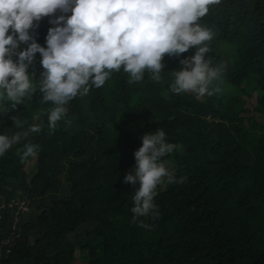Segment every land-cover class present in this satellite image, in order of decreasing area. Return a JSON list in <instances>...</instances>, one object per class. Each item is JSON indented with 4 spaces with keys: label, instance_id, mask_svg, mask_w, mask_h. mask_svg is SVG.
<instances>
[{
    "label": "trees",
    "instance_id": "trees-1",
    "mask_svg": "<svg viewBox=\"0 0 264 264\" xmlns=\"http://www.w3.org/2000/svg\"><path fill=\"white\" fill-rule=\"evenodd\" d=\"M199 22L214 33L206 57L224 65L212 95L170 88L190 46L164 55L159 81L145 71L129 82L121 69L90 85L54 129L41 90L15 109L8 103L0 132L19 130L13 115L41 131L0 155V264H264V0H220ZM50 26L44 16L30 30L42 46ZM40 59L29 67L37 76ZM158 127L178 145L161 159L179 173L157 185L155 214L134 221L123 176L142 134ZM27 143L38 145L35 170L20 158ZM15 201L28 206L16 229Z\"/></svg>",
    "mask_w": 264,
    "mask_h": 264
},
{
    "label": "clouds",
    "instance_id": "clouds-1",
    "mask_svg": "<svg viewBox=\"0 0 264 264\" xmlns=\"http://www.w3.org/2000/svg\"><path fill=\"white\" fill-rule=\"evenodd\" d=\"M220 0H0V114L42 91V100L51 101L47 122L54 129L66 113L65 105L92 87L105 84L113 71L129 74V82L144 78L145 71L154 81L161 79L165 54L177 55L194 46V54L180 59L181 68L173 69L170 88L175 93L192 92L197 98L218 92L224 72L223 63L213 65L206 57L213 30L200 18L209 6ZM59 10V15H52ZM64 13H70L64 15ZM52 25L45 44L35 39L34 30L42 17ZM35 22V23H34ZM26 44V46H25ZM42 70L37 76L29 71L36 53ZM15 57V59H14ZM38 77V82L35 78ZM19 129L8 135L0 132V155L41 125L11 117ZM163 128L142 134L132 171L124 182H131L132 219L155 214L153 197L164 177L176 180L161 159L178 145L167 142ZM21 160L35 155L38 145L23 146ZM181 180L183 177L180 178ZM142 227H150L139 221Z\"/></svg>",
    "mask_w": 264,
    "mask_h": 264
},
{
    "label": "rangeland",
    "instance_id": "rangeland-1",
    "mask_svg": "<svg viewBox=\"0 0 264 264\" xmlns=\"http://www.w3.org/2000/svg\"><path fill=\"white\" fill-rule=\"evenodd\" d=\"M255 96H253L252 98V102L250 107L253 109V104H255ZM255 114V113H253ZM35 165H36V156L35 155H31L29 156V166H28V170H35ZM166 167L168 168L169 172L171 173L172 176H175L179 173V168L176 165V162L174 161V159H171L168 163H166ZM34 168V169H32ZM163 188H166L169 184V179L168 177H164L163 180ZM76 264H86L84 261H82L80 258H77L76 260Z\"/></svg>",
    "mask_w": 264,
    "mask_h": 264
},
{
    "label": "built area",
    "instance_id": "built-area-1",
    "mask_svg": "<svg viewBox=\"0 0 264 264\" xmlns=\"http://www.w3.org/2000/svg\"><path fill=\"white\" fill-rule=\"evenodd\" d=\"M14 204L18 207V211L15 217V225H14V229H16L18 223H20L21 220L24 218L22 214L28 211V206L26 201H15Z\"/></svg>",
    "mask_w": 264,
    "mask_h": 264
}]
</instances>
